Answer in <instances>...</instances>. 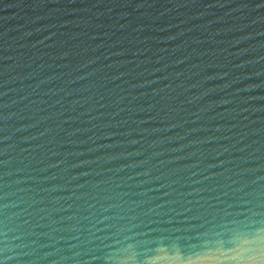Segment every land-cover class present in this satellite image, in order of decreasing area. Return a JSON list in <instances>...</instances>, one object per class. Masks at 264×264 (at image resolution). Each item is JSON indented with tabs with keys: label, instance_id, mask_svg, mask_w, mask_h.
<instances>
[{
	"label": "water",
	"instance_id": "obj_1",
	"mask_svg": "<svg viewBox=\"0 0 264 264\" xmlns=\"http://www.w3.org/2000/svg\"><path fill=\"white\" fill-rule=\"evenodd\" d=\"M0 264H264V0H0Z\"/></svg>",
	"mask_w": 264,
	"mask_h": 264
}]
</instances>
